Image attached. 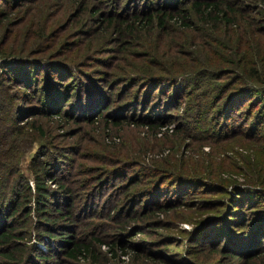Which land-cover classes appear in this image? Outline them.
I'll return each mask as SVG.
<instances>
[{
    "label": "rangeland",
    "instance_id": "obj_1",
    "mask_svg": "<svg viewBox=\"0 0 264 264\" xmlns=\"http://www.w3.org/2000/svg\"><path fill=\"white\" fill-rule=\"evenodd\" d=\"M136 1L0 0V200L21 248L15 258L0 254V264L45 263L35 246L58 264H264V236L248 225L244 232L228 220L229 232L213 234L222 225L213 226L215 214L231 204L219 199L235 192L215 181L264 184V93L242 96L227 134L223 113L214 116L238 93L233 84L251 59L264 74V0H246L244 14L219 28L197 18L193 26H162L157 15L128 27L135 11L147 19L159 7ZM52 61L41 76V64ZM33 64L39 77L28 85L22 79ZM207 67L226 74L210 96L212 84L196 86ZM188 72L193 81L168 78ZM220 88L227 89L215 104ZM53 100L59 110H49ZM160 113L174 129L146 126L144 116ZM36 152L49 169L39 195ZM163 187L160 205L154 196ZM60 202L68 215L54 211ZM136 210L146 211L133 217ZM45 215L55 225L43 223ZM66 224L74 237L102 240L100 260L56 250L46 232H67ZM233 240L257 253L233 263L218 248Z\"/></svg>",
    "mask_w": 264,
    "mask_h": 264
},
{
    "label": "trees",
    "instance_id": "obj_2",
    "mask_svg": "<svg viewBox=\"0 0 264 264\" xmlns=\"http://www.w3.org/2000/svg\"><path fill=\"white\" fill-rule=\"evenodd\" d=\"M138 1L139 0H137L136 2ZM180 1L182 2L184 0H158V1L156 0L153 3H152V0H145L143 5L148 6L149 4L152 3L151 5H154V7H157V6L159 7L156 8V10H152L149 13L147 19L146 17H143L144 18L143 19L141 15L135 11L132 15V19L126 25L128 27H133L135 26L136 23H139V22L146 21L147 23H149L151 20L155 18V15H157V17L160 18V21H161L160 24L162 26L168 25L169 20L173 22H177V24L181 23L185 26H193L197 23L196 22L197 19H199L205 25L211 24L213 28H219L220 25L222 24H225L226 26H230L232 25L233 22H236L238 18L244 14V10L246 9L245 7L246 3L248 4L251 3L249 2L250 0L249 1H246V0H191L190 5H187L186 2L184 4H179L178 2ZM156 2H159V3H156ZM141 9L145 10L146 8H141ZM262 56H264V53L262 54ZM249 62H250V70L243 71V73L241 72L240 73L241 79L237 81L239 83L233 84L234 85L233 88H235L236 92L238 91V93H236L233 97H228V95L225 96L226 101L224 105L220 106L219 110L216 111V114L214 115L216 116L218 114L220 115L221 113H223L222 117L224 120L221 122V124L228 123V126L231 128V129H228L222 132L223 134H227L226 132H228L229 130H233V128H235L236 124H234V118H232V115L234 114L233 108L234 106L236 107V105H239V104L242 105V101L245 100L244 99L245 97L243 98L244 100L241 99L242 96L245 95L249 97L251 96V91H255V90H259L262 93H264V74L262 70L260 69L261 66L259 65V60L256 58H253ZM52 63L53 61L49 62L48 64H44V63L41 64L44 67V70L42 68L38 69V71L42 70L41 76L44 77L49 71L48 68L51 67L52 65H55ZM31 67H33V70H30V73L28 74V76L26 75L24 76L25 78H28V80L22 79L28 85L32 84L33 81L34 82L37 81V78L39 77L36 71L37 67L34 64ZM155 73L156 72L149 73V74L145 73V74L151 77ZM7 75L13 76L10 74V71L7 73ZM203 75H204V78L202 79L199 78L200 81L198 83L200 85L197 84L196 86L205 88L204 83L212 84V86L208 89V95L210 96L211 92L214 89L213 87H215L216 85H217L216 87L223 86V85H218L216 83H221L223 81L222 78L226 74L223 73L221 75L218 72L212 71V69L208 70V67H207ZM178 76H183L182 78H185L187 80L190 79L191 81H193V78L191 77L190 72L182 73L180 75L176 73H171V75H169L168 78L174 77V80H177ZM149 77L147 76L146 78L148 79ZM226 89L227 88L219 89L220 95L216 96V99L214 102L215 104L217 103L218 100L223 98V95ZM201 93H202V96L207 95V91L205 90H202ZM39 97H41L40 94H39ZM58 97L60 99L62 98L60 97V95ZM252 99L256 100L257 98L252 97ZM52 102H53L52 103L53 105L48 106L49 110H52V109L59 110L60 109L59 105L57 106L58 103L54 102V100ZM262 102H264L263 98H262ZM53 106L55 108H52ZM48 107H46L45 105V111L48 109ZM40 110H43V109H40ZM163 116L165 115L160 113L157 116H153V117L144 116L143 118L149 119L146 122L147 123L146 126H149L150 129H154V130L158 129L159 131L161 129V126L166 124L167 122V121L162 120ZM226 118H229V119H226ZM260 120L264 121V118H261ZM256 123H257V120L254 119L253 124L255 125ZM163 132H165V129L162 131V133ZM38 155H39V152L38 153L36 152L35 155H33L31 159V165L34 169L35 189L37 191V195L44 194L42 192V189L45 187V178L43 177V175L46 172H49V169L43 164V160L41 158H38L39 157ZM177 175H178L177 178L181 177L178 173ZM0 182H2V180H0ZM215 182H216L215 184L217 185L216 187L222 188L223 192L228 191L227 187H229L230 185L235 190V192L233 195H230V196L229 194L224 195V198L219 199V202L222 200L223 204L228 203V202L231 204H227L226 211L223 212L222 214L220 213L215 214L213 226H217L216 224L217 222L218 224H222V225L219 228H216L213 234L217 233L218 230L229 232L230 227H231L229 223L233 222V225L235 224L236 225L235 227H238L239 228L238 230L240 231L245 232L246 231L245 226L248 225L249 232L253 231V234H257L259 232L260 234L257 235V237L258 239L261 240L262 237L264 236V200H262L261 198V195H264V184H262L261 187L258 186L257 184L250 185V186L247 185L249 186L247 187V186H242V183L238 182L237 180H232L231 182H224L222 180H217ZM27 186L28 188H30L29 184ZM63 188L65 190L67 189L64 186ZM5 189H6L5 185L2 184V186H0V194L3 192V190L5 191ZM165 190L166 189H164L163 187L157 191L156 193L157 195L154 196V198H156L155 203H158L160 205L163 204V202L159 203L160 202L159 196L165 194L166 193ZM68 191H67V194L65 195H68ZM247 193H249L250 196ZM169 200H171V197L166 199V201H169ZM224 200H226V202ZM59 204L62 206L57 204V206H55L54 211L62 215H68V212L63 209L65 208L63 207V203L60 202ZM64 204L65 205L67 204L66 200L64 201ZM7 208L8 207H2L1 200H0V243H4L6 245L5 250L0 249V254L4 255L5 257L14 256L15 258L20 255L21 248H18L16 243H13V242L15 239H17V236H20V235H17V232L14 229V226H9V227L4 226L8 222L7 217L3 218L4 215L6 214ZM16 208L17 207H15V209ZM15 209H12V213L13 211H15ZM40 210L47 211L46 208L44 207L38 209V211ZM145 211L146 210H143V211L136 210L134 211L135 213H133V217H136L137 215H143L145 214ZM45 217L46 218H44L43 220H41L40 218V220L43 223L47 225H51V226L55 225V221H54L55 217H50L51 219L50 222H48V219H47L49 218V216L45 215ZM228 220H229V223H228ZM46 234L50 237V241H51L50 243L58 245V247H56L57 248L56 250L62 249V252L68 257H79V256L89 257V255H92L93 258L100 260L101 255H103V253L98 249L99 245H96V243L100 244V242L102 241L99 237H95L94 239L74 237L73 234L71 233V225H68L67 232H64L63 230V231H59V234H56V235L51 234L50 232H46ZM245 234L246 233H243V235L242 234L241 235L244 236ZM40 239H43V238L40 237ZM233 241L235 245L228 242V244L227 245L225 244L224 247L222 248L218 247L220 251L223 250L222 254L224 256H228L233 263L239 262L240 259L244 257L245 255L248 258H251L253 254L257 253L256 252L257 246L253 244L248 245L247 242H244L246 245L244 246L241 240H239V242L237 240H233ZM238 244H240V246ZM48 245L51 246L50 244ZM61 245L63 247H61ZM9 246H13L14 248H10ZM35 248H36L35 252L38 254V255L36 254L35 256L38 258H43V261H45V263L43 264H58V260L56 261L55 259H49L52 255V252L43 253L42 248L38 246H35ZM227 249H230V250H227ZM14 251H16V253ZM243 263L246 264L248 263V261L244 260ZM60 264H63V263H60ZM238 264H241V261Z\"/></svg>",
    "mask_w": 264,
    "mask_h": 264
},
{
    "label": "built area",
    "instance_id": "obj_3",
    "mask_svg": "<svg viewBox=\"0 0 264 264\" xmlns=\"http://www.w3.org/2000/svg\"><path fill=\"white\" fill-rule=\"evenodd\" d=\"M168 127H170V129H172L173 128V125L171 123H166V124L162 125L161 126V129L159 130V133H162V131L164 129H167Z\"/></svg>",
    "mask_w": 264,
    "mask_h": 264
}]
</instances>
